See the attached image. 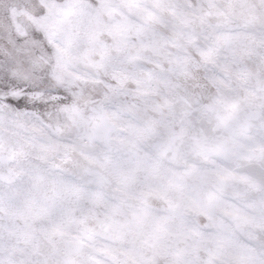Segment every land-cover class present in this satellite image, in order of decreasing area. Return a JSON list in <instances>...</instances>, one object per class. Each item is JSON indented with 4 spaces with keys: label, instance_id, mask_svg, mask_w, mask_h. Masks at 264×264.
Listing matches in <instances>:
<instances>
[{
    "label": "snow or ice",
    "instance_id": "obj_1",
    "mask_svg": "<svg viewBox=\"0 0 264 264\" xmlns=\"http://www.w3.org/2000/svg\"><path fill=\"white\" fill-rule=\"evenodd\" d=\"M0 264H264V0H0Z\"/></svg>",
    "mask_w": 264,
    "mask_h": 264
}]
</instances>
